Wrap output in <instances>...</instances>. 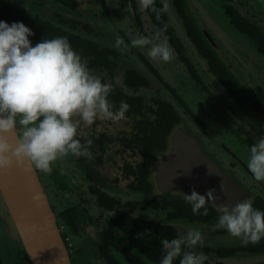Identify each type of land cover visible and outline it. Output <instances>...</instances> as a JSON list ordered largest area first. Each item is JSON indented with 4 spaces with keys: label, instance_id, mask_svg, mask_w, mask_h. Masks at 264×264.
<instances>
[{
    "label": "flooded vegetation",
    "instance_id": "1",
    "mask_svg": "<svg viewBox=\"0 0 264 264\" xmlns=\"http://www.w3.org/2000/svg\"><path fill=\"white\" fill-rule=\"evenodd\" d=\"M114 1L120 15L132 21L138 37L152 38L149 28L154 31L156 28L161 41L167 40L192 80L205 90L206 83L190 55L191 50L204 62L212 81L230 96L225 87L227 85L252 87L255 96L247 103L241 104L231 98L240 107L247 108L261 122L264 130V104L255 87L241 76L227 56L228 45L238 41L252 51L264 66V45L252 34L253 30H257L264 37V0H200L205 8L202 16L193 1L187 0L193 23L184 21L174 0H171L170 5L177 13L169 14L167 11L165 15L177 46L155 24L151 10L140 9L138 0ZM159 2L163 6L164 2ZM127 6L129 10L126 12ZM111 7L108 0H0V21L9 24L23 22L35 33L29 37L33 45L46 38L66 36L73 49L87 61L91 72L102 82L119 77L120 83L115 85L113 80L115 90L109 95L113 110L119 109L121 100L131 106L125 117L116 123L97 119L90 126L81 125L76 138L82 143L88 139L94 142L91 159L68 155L52 165L50 174L36 170L57 215L72 264H159L163 255L162 239L185 236L181 226L187 231L199 230L203 236V230L217 226L218 216L222 214L219 211L221 205L209 200L206 205L208 214L194 215L191 205L185 202L184 194H190L195 185L173 188L162 178L160 165L172 151L177 131L185 127L195 131L207 150L247 187L248 199L256 196L264 199V196L253 193L237 172L241 167L255 179L247 162L238 156L236 146L240 134H243L242 138L249 148L256 140L244 134L227 112L220 111L219 119L234 131V144H230L222 128L210 126L174 79L162 74L142 49L131 47V37L120 30L125 45H128L126 48L147 67L155 83L136 63L128 60L125 46H115L117 35L105 22L107 18L116 22ZM139 52L150 61L152 68L141 59ZM214 65L218 73L214 71ZM139 76L146 77L148 85L139 84ZM159 84L166 95L159 93ZM154 87L155 94L143 92ZM224 150L232 158L231 163L236 169L226 165L219 157L224 155ZM258 182L264 184V181ZM4 201L0 192V226L13 235L10 218L1 209ZM203 211L200 210L201 213ZM215 230L208 235L217 238L226 232L221 228ZM13 239L16 244L21 241ZM240 241L238 244L213 246L206 239L193 250L204 255L205 264H209V260H234L239 253L250 256L264 254V239L260 241L263 245ZM250 244L252 249H245ZM225 248H236V251L223 255L220 250ZM23 254L30 260L22 245L20 257L25 263ZM179 260V257L176 258L174 264H179ZM26 262L30 264L31 260Z\"/></svg>",
    "mask_w": 264,
    "mask_h": 264
},
{
    "label": "clouds",
    "instance_id": "2",
    "mask_svg": "<svg viewBox=\"0 0 264 264\" xmlns=\"http://www.w3.org/2000/svg\"><path fill=\"white\" fill-rule=\"evenodd\" d=\"M138 6L150 9L157 19L168 11L166 3L157 8L155 0H138ZM166 30L167 25L162 31ZM33 35L23 22L0 21V169L8 170L14 163L27 160L36 170L50 174L52 165L68 155L92 158L94 142L88 139L82 143L76 138L82 124L90 126L97 119L116 123L131 106L121 100L119 109L113 110L109 95L120 83L119 77L113 78L115 85L113 80L102 82L66 36L46 38L33 45L29 39ZM155 39L159 40V35ZM149 45L147 55L151 60H172L173 50L166 39L153 43L147 36L131 38V47ZM115 46L128 45L117 37ZM247 167L257 181H264V136L251 146ZM215 192L213 188L204 195L193 188L184 199L194 215H207L206 205ZM219 211L222 214L217 227L226 229L232 237L245 244L264 239V211L256 209L251 199L231 208L221 206ZM202 239L196 229L185 236L162 239L159 264H174L178 257L179 264H205L204 255L193 250Z\"/></svg>",
    "mask_w": 264,
    "mask_h": 264
},
{
    "label": "water",
    "instance_id": "3",
    "mask_svg": "<svg viewBox=\"0 0 264 264\" xmlns=\"http://www.w3.org/2000/svg\"><path fill=\"white\" fill-rule=\"evenodd\" d=\"M251 107L254 109V105ZM160 174L173 188L195 185V190L204 195L215 188L210 200L221 206L231 208L249 198L243 182L207 150L189 127L175 134L172 151L160 165ZM0 192L20 235L18 244L24 246L31 264H72L57 215L29 161L14 163L8 170L0 169ZM18 244L9 236L8 229L0 226V264H17L14 258Z\"/></svg>",
    "mask_w": 264,
    "mask_h": 264
},
{
    "label": "rangeland",
    "instance_id": "4",
    "mask_svg": "<svg viewBox=\"0 0 264 264\" xmlns=\"http://www.w3.org/2000/svg\"><path fill=\"white\" fill-rule=\"evenodd\" d=\"M109 4L112 6L111 10L113 13V16L115 18L116 22H112L109 18L105 19V22L107 23V27L111 30V32H115L117 37H120L123 39L122 34L120 32L124 31L131 38H138V36L135 33L134 26L132 25V21L125 18L124 16L120 15V10L118 7H116V1L114 0H108ZM164 3L168 5V13L170 14H176L177 12L172 8L173 6L170 5L172 2L171 0L165 1L162 0ZM193 4L198 10V13L202 16L204 12V7L201 5L200 0H192ZM217 7L215 8V11H217ZM211 13V12H210ZM214 14V13H211ZM149 28V27H148ZM150 34L152 35L153 43L161 42V38L159 36V40H156L155 37L159 34H157V29L149 28ZM124 40V39H123ZM227 45V44H226ZM149 46H145L142 49V51L147 55V51ZM125 48V57L128 58V60H131V62L136 63L144 72H146L154 81L155 78L151 75L147 67L142 63L141 60L137 56H134L130 53L129 48ZM227 51L229 52L227 56L232 61V64L234 65L235 69L241 74V76L246 79L252 86L255 87L257 90V94L259 96L260 101L264 104V66L261 65L262 63L256 58V56L250 51L245 45H243L241 42H235L233 44L228 45ZM190 55L192 59L194 60L196 67L198 68L199 74L203 77L205 81V86L207 89L205 90L200 85H197L194 80H192L189 72L186 70V68L180 63V61L176 58V55L173 52V58L170 62H163V61H153L150 59V61L158 67L160 72L164 74L166 77H169L171 79H174L173 81L179 86V89L185 93V97L189 99L191 104L194 106V108L199 112L202 113V116L205 117V120L208 122V124L216 126L218 128H222L223 133H225V137L227 141L230 144H234V138L233 135L234 131L229 130L228 127L224 124L222 120L219 119V112H227L237 123L240 130L244 134H248L251 137L254 138V140H258L259 137L264 136V130L262 129L261 122L252 116V114L249 112L247 108L240 107L237 105L231 96L221 88L218 84H216L214 81H212V77L208 74L206 70V66L204 62L201 60L198 54L194 50L190 51ZM155 83V81H154ZM147 95L155 94V87L150 90H144L143 91ZM159 93L161 95H166L163 88L159 84ZM236 114H240V116H237ZM192 126L196 130L200 132V130L197 128V126L194 123H191ZM217 130V129H215ZM218 131V130H217ZM216 131V132H217ZM218 133V132H217ZM203 135V134H202ZM243 134L238 135V143L236 146V149L238 150V156L244 160L245 162L248 161L250 156V148L245 142V140L242 138ZM208 140L209 137L206 135H203ZM223 141L226 142V140L220 136ZM219 146L221 141L218 142ZM219 157L222 159V161L228 165L229 167H232L236 169V166L232 165V158H230L227 153L224 150V155H219ZM237 172L242 180L246 182L248 187L253 193H258L262 196H264V184H260L257 180L251 178V176L245 172L241 167L237 169ZM6 202H3V206L1 207L2 212L9 216L10 218V230L13 235L9 232L12 239L15 237V239H21L20 235L18 233V230L14 224V221L12 220L11 214L9 212V209L7 207ZM218 228L217 226L207 228L206 230H203L205 234L202 236V240H208L209 242H212L213 246L216 245H227V244H238L239 238L232 237L227 231L223 234V236H219L217 238L212 237L211 235H208V233L216 231L215 229ZM226 230V229H225ZM181 231L185 234H187V229L184 226H181ZM9 235V236H10ZM206 236V237H205ZM14 240V239H13ZM242 243V241H240ZM18 251L15 255L16 258H14V261L17 264H23L24 261L21 260L20 257V245L18 244ZM24 255V254H23ZM24 264H28L26 261L30 263V260L27 256L24 255ZM23 261V262H22ZM209 264H264V254H257L255 256H250L249 254L245 253H239L235 257L234 260L230 259H222V260H209ZM31 264V263H30Z\"/></svg>",
    "mask_w": 264,
    "mask_h": 264
},
{
    "label": "trees",
    "instance_id": "5",
    "mask_svg": "<svg viewBox=\"0 0 264 264\" xmlns=\"http://www.w3.org/2000/svg\"><path fill=\"white\" fill-rule=\"evenodd\" d=\"M175 6L178 10L179 15L186 21L187 23H193L194 19L190 10V6L187 0H174ZM155 5L157 8H161L162 4L159 2V0H155ZM151 14L155 20V24L160 26V29L163 30L165 25H167V30L164 32L170 41L177 46L176 39L173 34V30L169 26L170 24L168 23V18L166 17L165 13L161 15L159 19H157L156 14L151 11ZM252 34L254 37L257 39V41L261 42L264 45V37L262 34H259L257 30H253ZM200 43V41L198 42ZM199 45V44H198ZM200 47V45H199ZM139 55L141 59L149 66L152 68L150 61L142 54L139 52ZM216 59V55L213 56ZM214 71L218 73L216 66L214 65ZM227 71V70H226ZM227 73H229L227 71ZM196 77L198 78L197 74ZM148 79L146 77L139 76V84L141 85H148ZM227 91L231 94V96L239 101L241 104L247 103L251 98L255 96L254 89L250 86L247 85H236V86H231L227 85L225 86ZM253 206L256 209H259L261 211H264V199L261 197H253L252 199ZM259 245H263V243L259 242ZM245 249H252L251 244L248 246H245ZM264 247V245H263ZM223 255H227L230 253H233V251H236V248H225L223 250H220Z\"/></svg>",
    "mask_w": 264,
    "mask_h": 264
}]
</instances>
